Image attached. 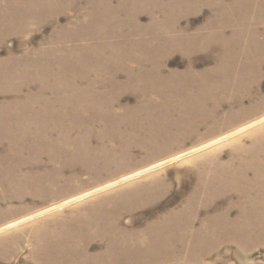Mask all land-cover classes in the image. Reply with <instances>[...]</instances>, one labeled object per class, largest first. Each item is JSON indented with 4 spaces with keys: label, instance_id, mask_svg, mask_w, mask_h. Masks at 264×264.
<instances>
[{
    "label": "rangeland",
    "instance_id": "374dc122",
    "mask_svg": "<svg viewBox=\"0 0 264 264\" xmlns=\"http://www.w3.org/2000/svg\"><path fill=\"white\" fill-rule=\"evenodd\" d=\"M150 261L264 264V0H0V264Z\"/></svg>",
    "mask_w": 264,
    "mask_h": 264
},
{
    "label": "bare ground",
    "instance_id": "6f19581e",
    "mask_svg": "<svg viewBox=\"0 0 264 264\" xmlns=\"http://www.w3.org/2000/svg\"><path fill=\"white\" fill-rule=\"evenodd\" d=\"M199 148H201V147H199ZM197 149V148H196ZM201 149H203V148H201ZM201 149H197V150H195V151H198V150H201ZM186 154H184V155H180L178 158H180V157H183V156H185ZM165 164V162L164 163H161V164H158V165H156V166H153V167H151V168H149V169H146V170H144L143 172H140V173H138V174H136V175H134L135 177L136 176H138V175H140V174H144V172H148V171H150V170H153V169H156L157 167H160V166H162V165H164ZM134 176H132V177H134ZM131 178V177H130ZM127 179H129V178H127ZM117 183H112V184H109L108 186H106L105 188H108V187H112V186H114V185H116ZM100 190H103V188L102 189H99V190H97V191H100ZM87 196V195H86ZM80 198H83V196L82 197H80ZM148 254V253H147ZM174 254V253H173ZM172 258V257H171ZM154 259V258H153ZM155 260V259H154ZM170 260V259H169ZM150 263H151V261H150ZM152 264V263H151ZM155 264V263H154Z\"/></svg>",
    "mask_w": 264,
    "mask_h": 264
}]
</instances>
